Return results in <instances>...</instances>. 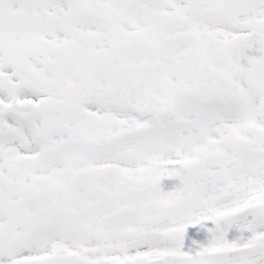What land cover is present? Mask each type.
<instances>
[{"label":"snow or ice","instance_id":"obj_1","mask_svg":"<svg viewBox=\"0 0 264 264\" xmlns=\"http://www.w3.org/2000/svg\"><path fill=\"white\" fill-rule=\"evenodd\" d=\"M0 264H264V0H0Z\"/></svg>","mask_w":264,"mask_h":264}]
</instances>
